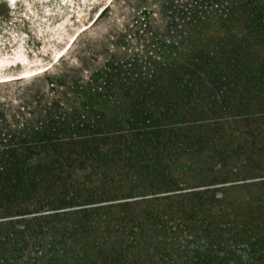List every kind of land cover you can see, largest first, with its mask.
I'll return each mask as SVG.
<instances>
[{
  "label": "trees",
  "instance_id": "1",
  "mask_svg": "<svg viewBox=\"0 0 264 264\" xmlns=\"http://www.w3.org/2000/svg\"><path fill=\"white\" fill-rule=\"evenodd\" d=\"M187 1L96 106L0 130V264H264V0Z\"/></svg>",
  "mask_w": 264,
  "mask_h": 264
},
{
  "label": "rangeland",
  "instance_id": "2",
  "mask_svg": "<svg viewBox=\"0 0 264 264\" xmlns=\"http://www.w3.org/2000/svg\"><path fill=\"white\" fill-rule=\"evenodd\" d=\"M68 1L72 9L61 0H18L14 9L0 0V77L32 75L0 83V130L17 134L56 104L81 108L86 99L96 106L95 100L76 92L74 81L87 82L95 72L109 68V61L143 49L154 51L155 37L165 38L167 19H184L182 5L188 2ZM210 17L218 19L214 13ZM259 180L264 177L248 182Z\"/></svg>",
  "mask_w": 264,
  "mask_h": 264
},
{
  "label": "bare ground",
  "instance_id": "3",
  "mask_svg": "<svg viewBox=\"0 0 264 264\" xmlns=\"http://www.w3.org/2000/svg\"><path fill=\"white\" fill-rule=\"evenodd\" d=\"M11 8H15L17 6L18 0H7ZM83 1V0H81ZM22 2V1H21ZM62 6H67L70 9L73 8V3L68 0H61ZM23 63V62H22ZM25 63V62H24ZM32 75L30 73H23L21 76H6V77H0V83H8L12 82L17 79H29Z\"/></svg>",
  "mask_w": 264,
  "mask_h": 264
}]
</instances>
